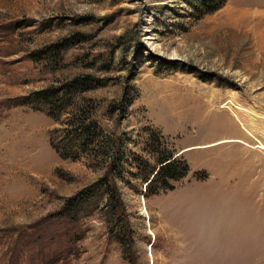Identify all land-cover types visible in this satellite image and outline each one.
I'll return each instance as SVG.
<instances>
[{
    "label": "rangeland",
    "instance_id": "rangeland-1",
    "mask_svg": "<svg viewBox=\"0 0 264 264\" xmlns=\"http://www.w3.org/2000/svg\"><path fill=\"white\" fill-rule=\"evenodd\" d=\"M199 1L0 0V264H264V0L207 14ZM75 80L92 87L61 97ZM50 89V111L71 101L60 116L22 105ZM80 110L125 134L130 159L154 165L151 128L189 166L143 196L127 161L124 247L104 199L76 223L54 217L106 172L100 148L64 159L51 147Z\"/></svg>",
    "mask_w": 264,
    "mask_h": 264
},
{
    "label": "trees",
    "instance_id": "trees-1",
    "mask_svg": "<svg viewBox=\"0 0 264 264\" xmlns=\"http://www.w3.org/2000/svg\"><path fill=\"white\" fill-rule=\"evenodd\" d=\"M223 1L219 0L217 4H214L216 0H201L198 3L200 4L199 10H203V14L212 13L220 8ZM91 87L86 80H75L65 87V91L61 93V97L71 94L73 91L83 92L91 89ZM58 93L59 91L52 89L37 92L30 101L27 98L24 99L22 105H31L35 110H40L37 108L38 105L48 107L45 110L46 113L55 118L60 116L70 104L67 102L69 100V97H67L66 102L63 101V105L60 104L58 112L54 113L50 111L51 105L54 104V102H51V98L55 97L54 95ZM34 104L36 105L35 107H33ZM126 105H129V103H126ZM84 113L83 110H80L78 114L74 115V119L65 122L66 126L61 130L62 136H60V139L51 138V147L56 154L64 159L77 158L89 147H91L90 150L92 152H95V147L100 148L101 156H104L108 161L106 172L103 177L91 186L67 199L62 209L54 217H56V220L65 219L71 223H76L79 216L84 212L85 207L93 205L95 211L99 209V201L104 199L103 206H105L107 211L105 214L107 223L112 228L117 227V229L112 230L115 233L114 237L124 247L127 244L125 237L129 235V232L125 230V211L117 186V180L123 179L124 166L127 164V161L131 160L136 164L138 168L136 176L146 184L143 196L172 191L174 186L171 183L185 178L189 173V166L185 160L180 158V155L175 154L174 150L171 149V144L166 141L164 136L151 128H147L144 131L150 132L147 140L149 142L151 157L154 159V165L150 164L149 160L141 155L132 154V158L130 159L125 148V134H103L97 123L91 120L90 117H85ZM193 177L197 181H202L207 178V174L204 171L195 172ZM130 239L129 235L128 240L131 241Z\"/></svg>",
    "mask_w": 264,
    "mask_h": 264
},
{
    "label": "bare ground",
    "instance_id": "bare-ground-1",
    "mask_svg": "<svg viewBox=\"0 0 264 264\" xmlns=\"http://www.w3.org/2000/svg\"><path fill=\"white\" fill-rule=\"evenodd\" d=\"M227 104H228V103H227ZM227 104H226V105H227ZM233 107H234V106H233ZM233 107H232V108H233ZM233 109H235V108H233ZM231 110H232V109H231ZM235 110L242 111V109L239 108V107H236ZM229 112H230V111H229ZM242 112H244V111H242ZM234 121L237 122L238 126H240V128L244 131V133H245L248 137H250V138L253 139V136H252V134L249 132V130H248V128H247L245 122H244L240 117H235V118H234ZM239 141H240V140H238V141H236V142H234V143H230V144H239V145H240ZM228 144H229V143H228ZM244 147L247 148V146H244ZM252 149L254 150V148H252ZM259 150H262V151H263V150H264V147H263V148H260Z\"/></svg>",
    "mask_w": 264,
    "mask_h": 264
}]
</instances>
